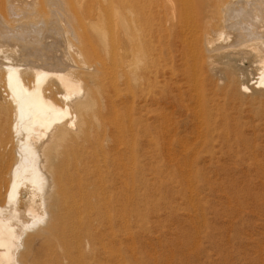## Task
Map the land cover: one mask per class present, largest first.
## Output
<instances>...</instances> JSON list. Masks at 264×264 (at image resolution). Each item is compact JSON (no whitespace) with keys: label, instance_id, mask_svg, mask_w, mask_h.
Listing matches in <instances>:
<instances>
[{"label":"bare ground","instance_id":"6f19581e","mask_svg":"<svg viewBox=\"0 0 264 264\" xmlns=\"http://www.w3.org/2000/svg\"><path fill=\"white\" fill-rule=\"evenodd\" d=\"M257 90L264 0H0V264H130L164 101Z\"/></svg>","mask_w":264,"mask_h":264},{"label":"rangeland","instance_id":"374dc122","mask_svg":"<svg viewBox=\"0 0 264 264\" xmlns=\"http://www.w3.org/2000/svg\"><path fill=\"white\" fill-rule=\"evenodd\" d=\"M215 97L210 117L194 97L164 101L161 154L141 160L132 195L130 264H264V90L224 109Z\"/></svg>","mask_w":264,"mask_h":264}]
</instances>
